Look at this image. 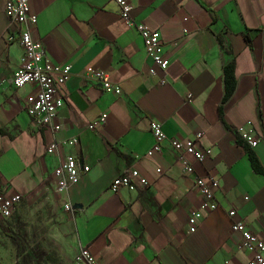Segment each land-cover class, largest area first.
I'll return each instance as SVG.
<instances>
[{"label":"crops","instance_id":"crops-1","mask_svg":"<svg viewBox=\"0 0 264 264\" xmlns=\"http://www.w3.org/2000/svg\"><path fill=\"white\" fill-rule=\"evenodd\" d=\"M126 1L134 22L157 30L164 71L144 56L138 35L111 0L28 1L35 16L31 37L69 72L57 87L63 103L54 137L62 143L47 154L48 131L33 126L24 111L23 98L34 86L10 84L21 48L6 27L0 0V195L20 196L11 211L51 206L60 220L53 237L63 258L81 246L100 264H244L249 252L237 248L239 236L229 229L226 210L232 208L264 241V0ZM217 36L233 64L234 86L222 102L220 66L227 54ZM86 66L106 72L119 93L84 79ZM101 112L102 124L87 129ZM244 120L256 135L253 147L237 141L234 127ZM148 121L172 138L198 133L197 147L209 149L192 168L216 179L217 206L191 232L185 218L199 196L165 141L144 154L152 143ZM70 137L75 143L66 142ZM65 154L87 169L54 193L50 171ZM127 168L146 184L110 191L111 178ZM63 202L80 209L64 211ZM6 218L0 219L4 234Z\"/></svg>","mask_w":264,"mask_h":264},{"label":"built area","instance_id":"built-area-1","mask_svg":"<svg viewBox=\"0 0 264 264\" xmlns=\"http://www.w3.org/2000/svg\"><path fill=\"white\" fill-rule=\"evenodd\" d=\"M28 1L3 0L2 3V13L6 20V27L9 26L15 31V39L21 48L18 64L11 72L10 84L13 87H20L24 84L34 86L33 90L23 98L24 111L33 126L46 128L49 133V141L44 146V152L54 154L62 143V140H56L54 137V133L58 129L56 112L63 103V95L57 92V87L62 85L67 78L69 74L68 66L66 64L58 65L52 63L45 53L41 42L31 37L30 27L35 21V16L28 11ZM111 1L117 8L119 18L127 26L133 28L138 35L144 56L149 58L151 64L156 68L164 71L166 60L161 53L157 30L134 22L129 15V5L126 0ZM182 31L184 30L182 29ZM146 71L148 74L153 73L151 66H148ZM81 76L84 79L95 82L105 92L119 93L118 86L108 78L103 70L86 66L83 68ZM104 117L105 113H99L86 124L87 129L92 130L102 124ZM234 129L243 144L247 147L255 145L256 135L249 120H244L242 123L237 124ZM148 131L152 137V143L144 154L150 155L152 152L158 151L160 143L165 141L175 152V158L181 171L190 176L192 186L199 196L196 207L189 210L185 218L186 230L191 232L199 219L207 211H211L217 206L213 197V192L217 187L216 179L212 176H199L193 172L192 168V163L201 162L209 153V149H199L197 147L198 133L190 138L168 137L162 132L159 124L153 121H148ZM75 141L74 137L66 140L69 144H73ZM86 169L87 166L79 163L72 154H65L62 158L56 160L50 171L53 179V192H64L66 187L73 183L78 175L85 172ZM154 171L158 173L160 170L155 168ZM134 184L145 185L146 181L137 174L134 168H127L119 175L111 178L107 188L110 191H115L118 187L124 186L130 190ZM19 198L20 196L16 193L7 196L0 195V219L9 216L13 205ZM61 207L67 212L80 209L78 204L70 202H63ZM226 215L229 218V229L236 232L239 236L237 248L249 252V257L244 264H264L263 238L251 233L245 227L243 221L235 216L232 208L226 210ZM72 260L74 264H100L89 254L86 248L81 246L74 252Z\"/></svg>","mask_w":264,"mask_h":264},{"label":"rangeland","instance_id":"rangeland-1","mask_svg":"<svg viewBox=\"0 0 264 264\" xmlns=\"http://www.w3.org/2000/svg\"><path fill=\"white\" fill-rule=\"evenodd\" d=\"M60 220L51 206H16L1 226L0 264H74L63 258L53 237Z\"/></svg>","mask_w":264,"mask_h":264},{"label":"trees","instance_id":"trees-1","mask_svg":"<svg viewBox=\"0 0 264 264\" xmlns=\"http://www.w3.org/2000/svg\"><path fill=\"white\" fill-rule=\"evenodd\" d=\"M216 41L218 43L219 48L225 54H227V59L220 66L221 81H222V95H221L220 102H222L231 94L233 86H234V80H233V74H232L233 64H232V56L229 55L227 49L225 48L219 36L216 37ZM217 116L219 120L222 122L218 106H217ZM237 141L241 143L245 148L247 147L239 139ZM249 161L252 166L256 167L254 158L252 156H249Z\"/></svg>","mask_w":264,"mask_h":264}]
</instances>
